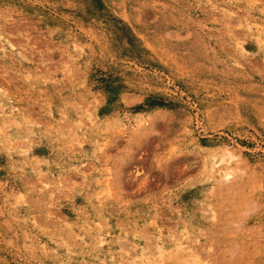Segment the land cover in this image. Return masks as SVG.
I'll return each instance as SVG.
<instances>
[{
    "label": "rangeland",
    "instance_id": "obj_1",
    "mask_svg": "<svg viewBox=\"0 0 264 264\" xmlns=\"http://www.w3.org/2000/svg\"><path fill=\"white\" fill-rule=\"evenodd\" d=\"M141 1L0 0V264H264V0Z\"/></svg>",
    "mask_w": 264,
    "mask_h": 264
},
{
    "label": "bare ground",
    "instance_id": "obj_2",
    "mask_svg": "<svg viewBox=\"0 0 264 264\" xmlns=\"http://www.w3.org/2000/svg\"><path fill=\"white\" fill-rule=\"evenodd\" d=\"M131 2H132L131 4H132L133 8L138 9V13H140L143 9L151 6V5L143 4L144 1H141V0H131ZM260 40H262V38H260ZM263 45H264V43H263ZM3 50H5V49L3 48ZM213 153L215 155L214 154H213V156L211 155L213 158V161H212V166L210 165L211 166L210 168L212 171H214L216 169H218L220 171V182L228 184V183L235 181L238 178L239 170L236 167L234 168L231 166L236 162L242 161V157L234 154V152H231L227 148L225 150H223L221 153H215V152H213ZM224 165H226V168H222V166H224ZM158 234L160 235V237H158L159 238L158 240L161 243H163L162 230H159ZM160 247H162V246H160ZM162 254H161V256H162Z\"/></svg>",
    "mask_w": 264,
    "mask_h": 264
}]
</instances>
